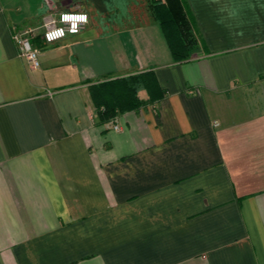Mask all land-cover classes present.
Segmentation results:
<instances>
[{
	"label": "crops",
	"instance_id": "crops-1",
	"mask_svg": "<svg viewBox=\"0 0 264 264\" xmlns=\"http://www.w3.org/2000/svg\"><path fill=\"white\" fill-rule=\"evenodd\" d=\"M79 8L18 57L14 30ZM149 70L164 97L100 126L88 86ZM0 264H264V0H0Z\"/></svg>",
	"mask_w": 264,
	"mask_h": 264
},
{
	"label": "trees",
	"instance_id": "trees-1",
	"mask_svg": "<svg viewBox=\"0 0 264 264\" xmlns=\"http://www.w3.org/2000/svg\"><path fill=\"white\" fill-rule=\"evenodd\" d=\"M158 3L153 12L164 34L174 63L191 58L190 51L196 44L186 12L180 4ZM145 91L147 101L138 94ZM88 92L100 126L125 113L160 101L165 91L160 88L153 71H144L121 78H106L88 86Z\"/></svg>",
	"mask_w": 264,
	"mask_h": 264
},
{
	"label": "built area",
	"instance_id": "built-area-1",
	"mask_svg": "<svg viewBox=\"0 0 264 264\" xmlns=\"http://www.w3.org/2000/svg\"><path fill=\"white\" fill-rule=\"evenodd\" d=\"M62 13H73V14H86L87 15V23H88V14L83 8L76 9L74 11H68V12H61L56 17H49L46 18L43 24V30L41 33H37L36 30L27 28L24 30H14L12 32V40L16 46L18 57L20 59L25 60L31 68H38L39 66V55H40V49L36 48L34 45V40L39 38V40L45 45V46H51L67 37L76 36L80 33V31L83 29V27L87 23H80L78 25V32L76 34H72L68 31L70 28V23H62L61 22V14ZM56 29H63L64 36L53 39L51 41L46 39L45 34L50 33ZM107 126L113 129L114 131H119V126L116 123V119L110 121L107 123Z\"/></svg>",
	"mask_w": 264,
	"mask_h": 264
},
{
	"label": "clouds",
	"instance_id": "clouds-1",
	"mask_svg": "<svg viewBox=\"0 0 264 264\" xmlns=\"http://www.w3.org/2000/svg\"><path fill=\"white\" fill-rule=\"evenodd\" d=\"M61 22L62 23H70V28L68 31L72 34H76L78 32V25L80 23H87V15L86 14H73V13H62L61 14ZM63 29H56L50 33H46V39L51 41L53 39L60 38L64 36Z\"/></svg>",
	"mask_w": 264,
	"mask_h": 264
}]
</instances>
